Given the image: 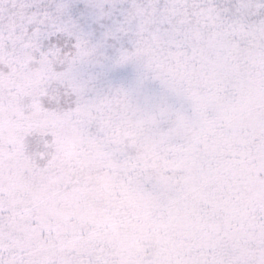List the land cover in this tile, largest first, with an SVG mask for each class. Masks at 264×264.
I'll use <instances>...</instances> for the list:
<instances>
[{"label":"snow or ice","instance_id":"6c2138e0","mask_svg":"<svg viewBox=\"0 0 264 264\" xmlns=\"http://www.w3.org/2000/svg\"><path fill=\"white\" fill-rule=\"evenodd\" d=\"M0 264H264V0H0Z\"/></svg>","mask_w":264,"mask_h":264}]
</instances>
